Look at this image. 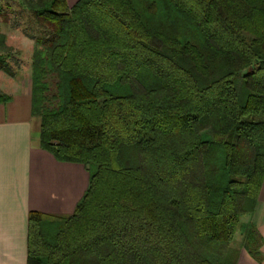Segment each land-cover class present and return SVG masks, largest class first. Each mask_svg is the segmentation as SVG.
<instances>
[{
	"label": "trees",
	"instance_id": "1",
	"mask_svg": "<svg viewBox=\"0 0 264 264\" xmlns=\"http://www.w3.org/2000/svg\"><path fill=\"white\" fill-rule=\"evenodd\" d=\"M24 6L41 146L89 174L71 216L28 215L25 264H261L264 0Z\"/></svg>",
	"mask_w": 264,
	"mask_h": 264
},
{
	"label": "crops",
	"instance_id": "2",
	"mask_svg": "<svg viewBox=\"0 0 264 264\" xmlns=\"http://www.w3.org/2000/svg\"><path fill=\"white\" fill-rule=\"evenodd\" d=\"M78 0H66L72 6ZM0 104V264H25L28 215L71 216L88 188L84 166L58 161L41 146V120L32 115L31 89L6 92ZM263 240L264 179L254 210L248 213ZM236 264H259L245 251Z\"/></svg>",
	"mask_w": 264,
	"mask_h": 264
},
{
	"label": "rangeland",
	"instance_id": "3",
	"mask_svg": "<svg viewBox=\"0 0 264 264\" xmlns=\"http://www.w3.org/2000/svg\"><path fill=\"white\" fill-rule=\"evenodd\" d=\"M36 27L24 6V0H0V58L13 71L10 77L0 71V94L13 89H31V64L35 45ZM248 214L240 218L241 225H247ZM239 229L234 237V245L242 241Z\"/></svg>",
	"mask_w": 264,
	"mask_h": 264
}]
</instances>
